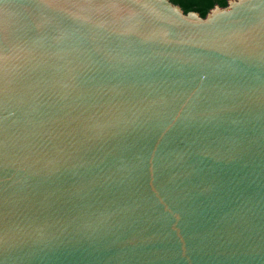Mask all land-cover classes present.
Here are the masks:
<instances>
[{"label":"water","instance_id":"water-1","mask_svg":"<svg viewBox=\"0 0 264 264\" xmlns=\"http://www.w3.org/2000/svg\"><path fill=\"white\" fill-rule=\"evenodd\" d=\"M0 264H264V0H0Z\"/></svg>","mask_w":264,"mask_h":264},{"label":"trees","instance_id":"trees-1","mask_svg":"<svg viewBox=\"0 0 264 264\" xmlns=\"http://www.w3.org/2000/svg\"><path fill=\"white\" fill-rule=\"evenodd\" d=\"M171 2L178 4L184 12L188 10L197 11L201 16H205L209 8L214 4L224 6L227 0H170Z\"/></svg>","mask_w":264,"mask_h":264}]
</instances>
